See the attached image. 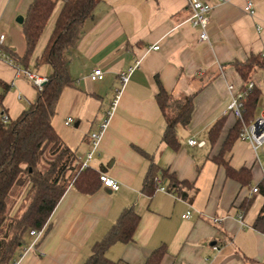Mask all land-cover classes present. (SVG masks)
I'll return each mask as SVG.
<instances>
[{"label":"crops","instance_id":"1","mask_svg":"<svg viewBox=\"0 0 264 264\" xmlns=\"http://www.w3.org/2000/svg\"><path fill=\"white\" fill-rule=\"evenodd\" d=\"M65 0L57 6L30 60L28 70L48 78L49 65L37 67ZM213 7L207 26L208 40L190 23L188 0H100L94 15L81 31L77 45L69 52V73L74 82L66 88L67 118L73 127H54L76 156L78 167L91 149L90 134L107 119L111 104L122 89L118 77L133 67L122 89L89 170L114 179L120 186L112 192L100 186L86 194L70 185L54 210L37 245L18 264H85L94 247L116 225L125 210L140 217L133 241L115 243L106 252L113 263L146 264L159 248L166 254L160 264H264V229L254 223L264 204L261 193L252 190L264 184V170L252 147L236 140L225 156L235 170L250 171L247 184L227 175L214 162L237 119L228 112L232 96L244 86L236 65L264 51V0H206ZM33 0H0V53L22 58L26 51L23 29L16 22L25 17ZM253 3L255 15L245 11ZM19 32L8 37L3 29ZM20 45L23 52H20ZM159 46V50H150ZM102 70L103 77L90 75ZM17 61L0 56V81L10 89L3 102L5 115L17 119L37 99L39 89L22 73ZM159 79L165 91L178 100L194 95L188 126L177 127L178 150L162 142L166 122L157 103ZM252 82L264 91V70L255 72ZM234 86L235 91L229 87ZM57 116V115H56ZM56 118V117H55ZM55 120V119H54ZM223 127L216 143L210 129L219 121ZM190 140L204 142L191 146ZM264 162V159H263ZM152 166L187 183L189 199L155 190L144 193ZM192 211L191 218L183 215ZM219 220L215 222L214 220ZM33 243L25 238V249ZM219 247L214 250L213 247Z\"/></svg>","mask_w":264,"mask_h":264},{"label":"trees","instance_id":"2","mask_svg":"<svg viewBox=\"0 0 264 264\" xmlns=\"http://www.w3.org/2000/svg\"><path fill=\"white\" fill-rule=\"evenodd\" d=\"M57 3L58 0H33L29 6L21 25L26 51L22 58L11 57L26 70ZM99 3L100 0L64 1L49 41L36 60L37 67L49 65L52 73L39 90L36 101L15 120H3V102L10 87L0 81V264H15L20 259L30 230H41L48 224L70 185L74 184L86 194L102 186L100 174L89 169L78 172L74 152L64 143L53 124L64 90L74 85L68 68V54L76 47L85 22L93 17ZM236 68L245 83V90L255 72L264 70V59L251 56L247 62L236 65ZM156 82V100L166 122L162 142L178 150L180 143L176 130L178 126L189 125L194 95L176 100L165 91L158 78ZM262 95L263 91L257 86L248 94L243 103L242 120L237 121L231 129L220 153L214 158V162L226 168L229 177L237 178L244 184L251 178L250 171L245 168L235 170L226 162L225 156L238 139L243 122L249 123L255 117ZM169 107L172 108L171 114L167 111ZM222 127L223 121L219 120L210 129L212 143H216ZM74 171L77 176L72 182L71 175H68ZM158 175V169L152 166L143 189L148 196L158 187L155 182ZM168 178V193L189 199L184 191L187 183L180 182L174 175H168ZM260 187L264 197V184ZM16 188L19 193L13 198ZM139 220L134 210H125L107 236L96 244L92 256L85 264H121L109 261L106 252L115 243L132 242ZM254 228L264 229V204ZM165 254V248L157 249L146 264H160Z\"/></svg>","mask_w":264,"mask_h":264},{"label":"built area","instance_id":"3","mask_svg":"<svg viewBox=\"0 0 264 264\" xmlns=\"http://www.w3.org/2000/svg\"><path fill=\"white\" fill-rule=\"evenodd\" d=\"M188 1H189L191 10H192V16L189 21L194 28L201 29L200 38L201 40L206 41L208 40V35H207L206 30H207V26L209 23V15L212 12L213 7L206 0H188ZM245 11L251 16L255 15L256 12H255L253 3L248 2L245 7ZM4 40H5V35H0V43H2ZM150 50H159V46H153L152 48H150ZM0 56L4 57L10 63L14 62L10 56H6L1 53H0ZM261 57L264 59V51L262 52ZM139 64H140V61H137L133 67H131L127 72L122 73L118 77L119 82L122 86V89L125 87V85L129 81L131 74L139 66ZM22 73L39 90H41L43 85L47 82V78L40 77L28 70H25ZM102 77H103V73H102V70L100 69L96 70L93 74L90 75V79L92 81L100 80L102 79ZM254 87H255L254 83L251 82L248 84L245 90L242 88L241 91L238 90L236 93L233 94L232 100L228 106V112L232 113L237 119V121L242 120L243 103L246 100L248 94L254 89ZM122 89L117 91V94L111 104V109L108 112L107 119H105L100 124L97 131L90 134L89 137L91 141V149L87 153L86 159L79 164L78 166L79 172L89 169L88 164L92 160L93 154L98 150L100 141L104 133L107 130L109 119L118 105V101H119V97H120ZM229 90L233 92L236 89L234 86H230ZM3 120L4 122H8V117L4 115ZM74 125H75V120L72 117L67 118L64 122V126L67 128L73 127ZM238 140L242 142H246L252 147L262 167V170H264V162H263V159H264V111L261 113V115L255 114V117L249 123L243 122ZM189 144L191 146H198V147H203L205 145L204 142H197L195 140H190ZM100 181L104 188H108L112 192H117L120 189L119 184L114 179L110 178L107 175L100 174ZM155 182L158 185L157 190L168 193L166 187L164 186V179L162 178L161 175H158L155 177ZM252 193H260L259 186L255 187L252 190ZM191 215H192V211H188L186 214L183 215V218L189 219L191 218ZM214 221L219 222V220H216V219ZM46 227L47 225L41 230H34V229L30 230L29 236L33 238V243L30 247L24 250L20 259L24 256L26 252H28L30 249L34 248L37 245V243L43 237L46 231ZM213 249L218 250L219 247L215 246L213 247ZM18 261L15 264H18Z\"/></svg>","mask_w":264,"mask_h":264},{"label":"rangeland","instance_id":"4","mask_svg":"<svg viewBox=\"0 0 264 264\" xmlns=\"http://www.w3.org/2000/svg\"><path fill=\"white\" fill-rule=\"evenodd\" d=\"M18 17H20V15H18ZM2 29V26L0 25V31ZM3 31L6 32V34L8 35V37H11L12 39L16 38L17 36V39H21L19 38V32H17L16 30H12L10 28H6V29H3ZM20 52H23V49H22V46L20 45ZM69 55V54H68ZM172 104V103H171ZM66 103L64 101V99L62 100L61 102V105H60V108H59V111H58V114L55 118V123H57V126L58 127H61V131L65 132V128L63 127V123H64V119L67 117V107H66ZM167 111L169 112V114H171L172 112V108H167ZM264 111V91H263V95L258 103V106H257V109H256V115H261V113ZM79 172V171H78ZM71 175V179H72V182H74V180L76 179L75 177L77 176L76 174V171L70 173L68 176ZM19 193V189H14L13 191V198L16 196V194ZM23 198V197H22ZM20 200V199H19ZM11 201H12V198H11ZM20 203L23 205V200L20 201Z\"/></svg>","mask_w":264,"mask_h":264},{"label":"water","instance_id":"5","mask_svg":"<svg viewBox=\"0 0 264 264\" xmlns=\"http://www.w3.org/2000/svg\"><path fill=\"white\" fill-rule=\"evenodd\" d=\"M16 22H17L18 24L22 25L23 22H24V17H23V16L18 17V18L16 19Z\"/></svg>","mask_w":264,"mask_h":264}]
</instances>
